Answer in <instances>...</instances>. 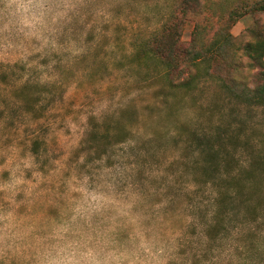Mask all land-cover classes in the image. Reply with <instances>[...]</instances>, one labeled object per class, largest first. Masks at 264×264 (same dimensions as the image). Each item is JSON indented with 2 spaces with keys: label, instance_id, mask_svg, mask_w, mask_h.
<instances>
[{
  "label": "rangeland",
  "instance_id": "obj_1",
  "mask_svg": "<svg viewBox=\"0 0 264 264\" xmlns=\"http://www.w3.org/2000/svg\"><path fill=\"white\" fill-rule=\"evenodd\" d=\"M172 3L0 0V104L10 115L0 118V264H191L214 194L191 165L189 131L241 130L252 147L237 150L235 169L264 158V106L238 102L210 78L172 88L155 63L132 62ZM256 26L264 32V16L246 15L230 33L253 42ZM194 27L185 22L182 42ZM241 61L236 79L256 84L263 69ZM36 90L44 115L19 118L15 102L32 104ZM107 122L131 132L110 160L97 156ZM221 251L202 264H248L232 244Z\"/></svg>",
  "mask_w": 264,
  "mask_h": 264
},
{
  "label": "trees",
  "instance_id": "obj_2",
  "mask_svg": "<svg viewBox=\"0 0 264 264\" xmlns=\"http://www.w3.org/2000/svg\"><path fill=\"white\" fill-rule=\"evenodd\" d=\"M246 15L264 16V0H173L162 24L137 45L132 62L140 66L155 63L172 88L190 91L200 80L210 78L217 80L220 88L238 102L264 106V32L257 26L250 29L255 41L244 44L230 33L231 27ZM190 19L195 21V27L191 41L186 44L181 40L182 29ZM244 56L263 69L254 85L235 77ZM17 88L25 92L28 82ZM34 94L32 104L15 102L23 106L19 118L38 120L44 115L46 109L38 107L42 92L36 90ZM7 109L0 104V118L10 119ZM240 131L234 133L223 125H217L214 132L189 131L186 148L194 155L191 165L204 177L199 184L209 186L214 194L211 209L206 210L205 216L202 213L198 223L201 246L191 264L206 263L213 253L222 252L224 244H232L242 251L248 264L261 263L256 256H261L263 251L260 244L264 237L261 231L264 213L260 212L263 199L261 186L253 178L259 175L257 173L264 176V158L253 157L252 169H235L237 150L241 146L252 147L249 139L241 140ZM130 135L131 132L117 124L105 123L104 148L98 151V158L104 156L110 160L116 148L125 144ZM39 148V142H34L32 153L36 157L40 156Z\"/></svg>",
  "mask_w": 264,
  "mask_h": 264
}]
</instances>
